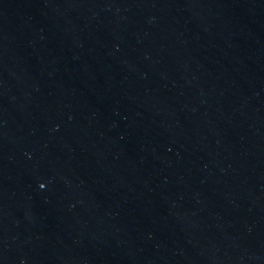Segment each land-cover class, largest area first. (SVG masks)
Listing matches in <instances>:
<instances>
[{
	"label": "water",
	"instance_id": "water-1",
	"mask_svg": "<svg viewBox=\"0 0 264 264\" xmlns=\"http://www.w3.org/2000/svg\"><path fill=\"white\" fill-rule=\"evenodd\" d=\"M263 46L264 0H0V264L99 263Z\"/></svg>",
	"mask_w": 264,
	"mask_h": 264
}]
</instances>
